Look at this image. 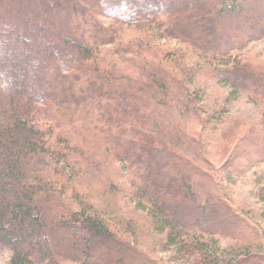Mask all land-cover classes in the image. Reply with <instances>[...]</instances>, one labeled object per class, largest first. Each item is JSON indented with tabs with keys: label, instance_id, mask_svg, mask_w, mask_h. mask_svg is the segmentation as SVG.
Instances as JSON below:
<instances>
[{
	"label": "trees",
	"instance_id": "trees-1",
	"mask_svg": "<svg viewBox=\"0 0 264 264\" xmlns=\"http://www.w3.org/2000/svg\"><path fill=\"white\" fill-rule=\"evenodd\" d=\"M150 28L192 48L191 57L228 61L264 37V0H0V249L8 264H150L130 247L144 231L134 217L114 225L97 211L117 200L119 170L159 247L178 261L264 264V226L247 234L220 196L210 165L217 156L203 159L196 139L208 118L196 107H204L203 77L260 103L264 131V68L241 56L198 70L184 56L164 60ZM248 131L237 148L264 153ZM216 144L228 151L232 143ZM219 240L231 244L220 249Z\"/></svg>",
	"mask_w": 264,
	"mask_h": 264
},
{
	"label": "rangeland",
	"instance_id": "rangeland-1",
	"mask_svg": "<svg viewBox=\"0 0 264 264\" xmlns=\"http://www.w3.org/2000/svg\"><path fill=\"white\" fill-rule=\"evenodd\" d=\"M104 24L108 26L111 25V22L104 20ZM133 34H136V32ZM147 35H149L153 43L152 46L165 51L164 60H171L175 55L180 57L184 56L188 60V64L196 67L197 70L206 65L221 68L232 61L233 57L237 58L238 56L245 57L251 64L264 68V37L259 41L248 43L241 54L233 53V56L228 61L214 60L212 62L205 58L191 57L190 52L192 48L181 44L177 39H172L167 36L162 37L163 35L159 34L156 29L150 28ZM111 50V48H108L105 51ZM189 78L190 76L187 77V81H189ZM205 80L209 85L205 88V100L200 104L204 107L196 106L197 108L199 107V113L204 111L208 114V118H204L203 128H205L202 130L203 132H200L199 137H196L200 142L201 151L205 155V157L203 155L201 156L203 159H207L206 161L208 163L214 161V157L217 156L215 162L210 163V165L215 170L212 174L218 178V183L220 181L218 186L220 196L226 201L225 203L231 211L244 222V225L252 229V231H247V234L249 233V235L253 236L256 227L264 226V153L260 152L262 155L253 153L254 155H252L250 152L245 151V149L239 150L237 148L239 142L236 143V141H240L242 137L245 138L247 130H250L254 135L248 136V140L259 137L260 149L262 150V147H264V136H261V134L264 135V131H262L263 129L259 123L261 118L260 103L250 97H246L238 91H232L226 88L221 81L214 83L208 78L205 79L203 77L202 81ZM202 115L200 114V117H203ZM238 123H241V126L244 127V129L240 128V134L237 133L239 130L234 129ZM196 130L197 132L199 131L197 128ZM214 132L216 133L215 136ZM212 133L213 135L210 136ZM217 142L222 145L232 143L231 148L228 151L218 150ZM246 154L249 156H246ZM225 160L228 162H225L226 164L224 165ZM116 168L118 170L119 168L122 169L119 165ZM63 171L68 175L70 167L65 169L63 167ZM119 172L120 175L111 177L114 182V190H112L111 197L117 196V200H111V203L117 201V205L105 202L99 207L101 209L97 210L101 217L108 220L109 223H114V225H117L122 219L125 220L124 223H127L129 221L127 219L134 217V223L138 226V230L141 229L144 231L141 238H139L140 240H134L130 247L136 251L140 259L148 260L150 264L151 259L156 264H187L183 261H178L170 249L159 247L160 241H162L160 240L162 239L161 235L154 231V229L149 230L146 225L147 219L145 218V214L140 213L142 212L140 211L142 206L137 205L129 198V187L126 183L125 171L119 170ZM57 193L61 198H64L66 195V193L64 195V190L59 191L58 189ZM75 199H80V197L75 196ZM126 231L130 234L127 228ZM129 234L124 237L126 239L130 238ZM230 244V240H219L218 242L220 249ZM8 263L9 252L0 249V264Z\"/></svg>",
	"mask_w": 264,
	"mask_h": 264
}]
</instances>
